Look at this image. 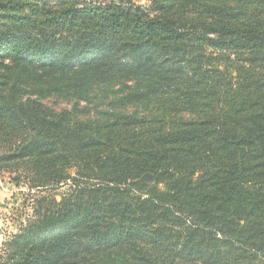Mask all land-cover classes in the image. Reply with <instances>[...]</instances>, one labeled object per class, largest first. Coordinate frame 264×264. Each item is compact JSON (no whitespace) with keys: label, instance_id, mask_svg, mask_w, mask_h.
Here are the masks:
<instances>
[{"label":"trees","instance_id":"1","mask_svg":"<svg viewBox=\"0 0 264 264\" xmlns=\"http://www.w3.org/2000/svg\"><path fill=\"white\" fill-rule=\"evenodd\" d=\"M0 171V264H264V0H0Z\"/></svg>","mask_w":264,"mask_h":264},{"label":"rangeland","instance_id":"2","mask_svg":"<svg viewBox=\"0 0 264 264\" xmlns=\"http://www.w3.org/2000/svg\"><path fill=\"white\" fill-rule=\"evenodd\" d=\"M131 1L142 5L147 4V0ZM43 102L57 110L69 109L74 103L73 101H66L55 97H48L44 99ZM82 104L79 105V107H81ZM70 172L73 173L74 170L71 169ZM11 178L12 175L10 173L0 171V234L2 236L0 242V256L3 255L1 247L3 241L7 240L12 234L17 232L19 223L24 222L27 214L31 212V209L28 206V201H26L24 195V193L26 194L30 190L23 184L15 185V182L11 180ZM68 184L69 182H67V184H60L52 189V194L59 199L61 194L66 193Z\"/></svg>","mask_w":264,"mask_h":264},{"label":"water","instance_id":"3","mask_svg":"<svg viewBox=\"0 0 264 264\" xmlns=\"http://www.w3.org/2000/svg\"><path fill=\"white\" fill-rule=\"evenodd\" d=\"M1 240H2V236H1V234H0V242H1Z\"/></svg>","mask_w":264,"mask_h":264}]
</instances>
